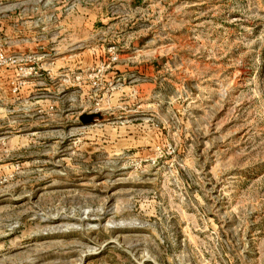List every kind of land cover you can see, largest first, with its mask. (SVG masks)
Listing matches in <instances>:
<instances>
[{
    "label": "rangeland",
    "instance_id": "374dc122",
    "mask_svg": "<svg viewBox=\"0 0 264 264\" xmlns=\"http://www.w3.org/2000/svg\"><path fill=\"white\" fill-rule=\"evenodd\" d=\"M4 3L0 264H264V0Z\"/></svg>",
    "mask_w": 264,
    "mask_h": 264
},
{
    "label": "water",
    "instance_id": "95a60500",
    "mask_svg": "<svg viewBox=\"0 0 264 264\" xmlns=\"http://www.w3.org/2000/svg\"><path fill=\"white\" fill-rule=\"evenodd\" d=\"M100 118L101 117V115H99V114H94V115H92V116H90L89 118L87 117H82V120H83V123L84 124H90V123H92L93 121H94V118Z\"/></svg>",
    "mask_w": 264,
    "mask_h": 264
},
{
    "label": "crops",
    "instance_id": "0c3cea01",
    "mask_svg": "<svg viewBox=\"0 0 264 264\" xmlns=\"http://www.w3.org/2000/svg\"><path fill=\"white\" fill-rule=\"evenodd\" d=\"M32 1H33V0H32ZM4 4H5L4 1L1 0V1H0V5H4Z\"/></svg>",
    "mask_w": 264,
    "mask_h": 264
},
{
    "label": "built area",
    "instance_id": "2783aa9c",
    "mask_svg": "<svg viewBox=\"0 0 264 264\" xmlns=\"http://www.w3.org/2000/svg\"><path fill=\"white\" fill-rule=\"evenodd\" d=\"M2 1H5V0H2Z\"/></svg>",
    "mask_w": 264,
    "mask_h": 264
}]
</instances>
